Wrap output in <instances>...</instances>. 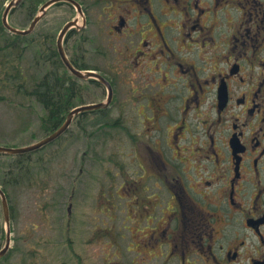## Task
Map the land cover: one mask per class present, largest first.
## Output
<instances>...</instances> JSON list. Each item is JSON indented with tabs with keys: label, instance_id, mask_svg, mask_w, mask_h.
<instances>
[{
	"label": "flooded vegetation",
	"instance_id": "af4514ba",
	"mask_svg": "<svg viewBox=\"0 0 264 264\" xmlns=\"http://www.w3.org/2000/svg\"><path fill=\"white\" fill-rule=\"evenodd\" d=\"M49 1H28L31 22ZM72 1L55 5L75 14L65 53L70 63H110L77 65L113 93L108 108L83 114L109 113L116 139L141 131L124 139L130 170L114 147L124 179L115 191L129 201L126 233L117 232L129 233L124 263L114 264H264V0ZM37 37L43 62L64 63Z\"/></svg>",
	"mask_w": 264,
	"mask_h": 264
},
{
	"label": "rangeland",
	"instance_id": "374dc122",
	"mask_svg": "<svg viewBox=\"0 0 264 264\" xmlns=\"http://www.w3.org/2000/svg\"><path fill=\"white\" fill-rule=\"evenodd\" d=\"M10 1L0 0V4H3L0 16ZM28 5L17 8L10 15L13 26L24 29L30 25ZM68 10L62 5L50 8L48 16L34 32L35 37L39 36L37 39L42 40L47 34L54 35L52 46L57 50L61 29L75 15H71ZM28 41L23 43L26 54L21 62V73L27 80V89L32 90L33 82L51 71L52 64L43 62L41 58L44 46L31 44V38ZM19 62L7 64L8 69L13 65L20 66ZM77 64L89 68L99 67L100 70L110 67V63ZM1 65L5 66L6 63ZM60 74L72 78L78 95L76 105L106 101L107 90L82 82L64 66ZM12 76L14 80L11 81L0 77L5 79V84L0 83V147L21 149L53 133L43 126L42 118L46 115L44 107L35 97L18 91L19 83L16 76ZM78 87H81V91L85 90L84 93ZM122 118L129 122L127 116ZM95 119L96 116L91 114L77 116L62 138L30 155L0 154V180L1 175L7 173L5 171H13L19 179L14 187L9 186L6 190L13 241L12 249L6 256L9 258L0 259V264H24V259L26 264L124 263L129 233L125 239H119L117 232L121 230L126 233L123 222L126 220L129 201L125 190L118 194L115 191L116 187H121L124 179L122 171L118 176L115 175L113 154L116 147L117 161L130 170V163L136 161L132 155L134 147L125 145L124 139L126 136L128 141L139 140L141 131L132 129L126 133L117 132L116 139L115 131L110 128L100 132L103 128L96 127ZM103 119L106 124L112 123L109 113ZM118 140H122V144L115 142ZM121 146L123 148L119 149ZM131 169L134 173L140 171L137 165L131 166ZM103 228L112 229V233L106 236L101 232ZM5 232L0 197V250L6 243ZM115 253L121 259H117Z\"/></svg>",
	"mask_w": 264,
	"mask_h": 264
},
{
	"label": "trees",
	"instance_id": "16d2710c",
	"mask_svg": "<svg viewBox=\"0 0 264 264\" xmlns=\"http://www.w3.org/2000/svg\"><path fill=\"white\" fill-rule=\"evenodd\" d=\"M30 5L31 10V4ZM29 5L27 9L29 10ZM38 6V4H36ZM0 8H2V3L0 4ZM20 37L11 36L6 32L5 27L2 24L1 16H0V63H6V65H1L2 71H0V77H5L6 80L11 81L14 80L12 74L16 76L17 83H19L18 91L25 92L26 95L30 97H35V99L44 107L46 110V115L42 118V123L44 128L47 131L54 132L59 129L66 121L68 114L72 111L77 105L76 100L78 98L77 89L74 84H72V78L68 79L66 76H62L60 74V70L62 69V63H51L52 70L49 72H45L43 75L39 77V79L33 82L32 90L27 89V80L24 75L21 73L22 61L25 57V51L23 49V43L29 42L24 41L22 44L17 43V40ZM46 44L49 49L52 50L51 56L53 61H56V56H58L57 51L52 48V42L54 39V35L47 34L46 36ZM26 40V39H25ZM19 51H15L18 50ZM29 48V47H28ZM20 61V62H19ZM21 63L20 66L16 67L12 66L9 68V63ZM78 69L84 70L86 67H80L77 63H73ZM42 68V67H41ZM4 78L0 79V83L5 84ZM81 104V103H80ZM78 104V105H80ZM85 104V103H84ZM76 105V106H75ZM96 127H102L101 131H105L107 129L114 130V126L111 123H105L104 119H96ZM119 132V131H118ZM105 137V135H104ZM5 175H1L3 181L0 180V183L4 185L5 191L7 187L16 185L19 179L15 176L14 172L11 173L5 171ZM20 175V174H19ZM18 175V176H19ZM5 176V177H3ZM18 179V180H17ZM14 250V249H13ZM14 252V251H13ZM9 257H5L4 260H7ZM26 260L24 259V264Z\"/></svg>",
	"mask_w": 264,
	"mask_h": 264
},
{
	"label": "water",
	"instance_id": "95a60500",
	"mask_svg": "<svg viewBox=\"0 0 264 264\" xmlns=\"http://www.w3.org/2000/svg\"><path fill=\"white\" fill-rule=\"evenodd\" d=\"M60 1H69L75 5H77L74 1L72 0H51L48 3H46L41 9H40V13L39 15L36 17V19L33 21V23L31 24V26L29 27V29L27 30H20L17 29L15 27H13L9 21H8V17H9V13L11 12V10L15 7H17L22 0H13L9 6L7 7L4 16H3V23L5 28L12 34H16V35H22V36H27L29 34H31L36 26L38 25V23L41 21V19L43 17H45L48 9L54 5L59 3ZM74 25V23H69L68 25H66V27L63 29V31L61 32L60 36H59V40H58V48L60 51V54L62 56V59L64 60V64L65 66L68 68V70L76 77L83 79V80H88V79H95L100 81L102 84L106 85L107 88L109 89V98L108 101L106 103H101V104H97V105H89V106H83L80 108H77L75 110H73L69 116L67 117L66 122L57 130L55 131L52 135H50L49 137H47L46 139H44L43 141L39 142L36 145L33 146H29L26 148H21V149H10V148H4V147H0V153L2 154H10V155H19V154H25V153H29V152H33L36 150H39L41 148H43L44 146L54 142L55 140H57L58 138H60L71 126L74 118L79 115L80 113L83 112H88V111H94V110H98L101 108H107L112 100V87L109 84V82L104 79L101 75L95 73V72H91V71H85L82 72L78 69H76L74 67V65H72V63L69 62L65 51H64V37L67 34V32L70 30V28ZM0 197L2 199V205H3V211H4V218H5V223H6V228H7V243L6 246L4 247V249H2L0 251V258H3L7 252L9 251L10 247H11V222H10V208H9V203H8V199L7 196L5 194V192L1 189L0 187Z\"/></svg>",
	"mask_w": 264,
	"mask_h": 264
}]
</instances>
